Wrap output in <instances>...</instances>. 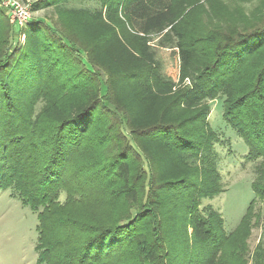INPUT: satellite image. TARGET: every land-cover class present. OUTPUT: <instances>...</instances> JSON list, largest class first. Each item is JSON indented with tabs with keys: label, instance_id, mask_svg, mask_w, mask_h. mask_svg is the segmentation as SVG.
Wrapping results in <instances>:
<instances>
[{
	"label": "trees",
	"instance_id": "obj_1",
	"mask_svg": "<svg viewBox=\"0 0 264 264\" xmlns=\"http://www.w3.org/2000/svg\"><path fill=\"white\" fill-rule=\"evenodd\" d=\"M69 1L39 0L35 9L55 7L58 23L23 27L0 3V191L14 189L37 213L38 262L237 256L232 244L256 206L227 233L202 205L222 191L209 101L223 100L248 158H261L252 189L264 201V0L251 15L242 4L253 0ZM159 47L178 49L179 83L162 74Z\"/></svg>",
	"mask_w": 264,
	"mask_h": 264
},
{
	"label": "rangeland",
	"instance_id": "obj_2",
	"mask_svg": "<svg viewBox=\"0 0 264 264\" xmlns=\"http://www.w3.org/2000/svg\"><path fill=\"white\" fill-rule=\"evenodd\" d=\"M26 4L30 10L32 21H43L49 24H57L59 13L55 7L35 9V3L39 0H18ZM201 0L200 3H205ZM261 0L243 3L248 15ZM2 0H1V2ZM67 7L99 8L98 0H71L66 3ZM6 8V7H5ZM18 29L14 32L18 35ZM16 37L13 45L24 42ZM157 43V38L154 41ZM157 59L161 65V71L165 78L179 83L181 59L176 47L157 48ZM189 84V79L184 81ZM211 110L209 122L219 137L214 142L211 158H214L217 168L221 173L222 191L213 198H201L203 206H213L223 217L227 233H233L238 228L242 217L250 203L254 201L255 214L251 217V227L243 242L240 239L232 244L238 246L241 251L237 256L234 253L226 254L225 260L219 264H262L258 254H264V201L255 197L252 184L256 179V168L261 164V158L251 160L248 158L249 148L242 138L223 118V100L209 101ZM43 103L37 107L40 111ZM121 130L134 144L131 133L125 125ZM144 166L148 168V162L144 159ZM65 195H62V200ZM98 214V212L96 213ZM94 214L91 217L94 218ZM100 219V217L98 218ZM38 218L37 213L25 206L14 189L0 191V264H46L38 262ZM236 253V252H235Z\"/></svg>",
	"mask_w": 264,
	"mask_h": 264
},
{
	"label": "built area",
	"instance_id": "obj_3",
	"mask_svg": "<svg viewBox=\"0 0 264 264\" xmlns=\"http://www.w3.org/2000/svg\"><path fill=\"white\" fill-rule=\"evenodd\" d=\"M3 6L9 9L11 19L23 27L31 20L30 10L18 0H2ZM25 37V36H24Z\"/></svg>",
	"mask_w": 264,
	"mask_h": 264
}]
</instances>
